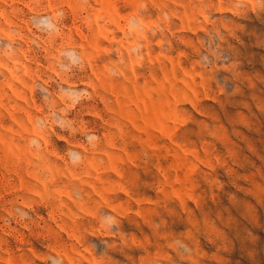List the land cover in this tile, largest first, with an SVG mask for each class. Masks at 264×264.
I'll return each instance as SVG.
<instances>
[{"label": "rangeland", "instance_id": "374dc122", "mask_svg": "<svg viewBox=\"0 0 264 264\" xmlns=\"http://www.w3.org/2000/svg\"><path fill=\"white\" fill-rule=\"evenodd\" d=\"M0 264H264V0H0Z\"/></svg>", "mask_w": 264, "mask_h": 264}]
</instances>
